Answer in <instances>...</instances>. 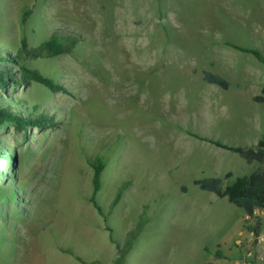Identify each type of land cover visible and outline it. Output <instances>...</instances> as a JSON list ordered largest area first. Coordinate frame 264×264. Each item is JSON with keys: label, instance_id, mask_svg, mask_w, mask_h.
<instances>
[{"label": "rangeland", "instance_id": "obj_1", "mask_svg": "<svg viewBox=\"0 0 264 264\" xmlns=\"http://www.w3.org/2000/svg\"><path fill=\"white\" fill-rule=\"evenodd\" d=\"M53 38L65 54L28 61L68 93L0 87L2 104L48 119L0 123V264H114L142 220L125 264H264V211L250 218L195 185L264 167L201 139L264 135V64L226 45L264 55V0H0L1 44Z\"/></svg>", "mask_w": 264, "mask_h": 264}, {"label": "trees", "instance_id": "obj_2", "mask_svg": "<svg viewBox=\"0 0 264 264\" xmlns=\"http://www.w3.org/2000/svg\"><path fill=\"white\" fill-rule=\"evenodd\" d=\"M226 45L238 50L240 52L252 54L259 62L264 64V55L257 49L245 48L231 42H226ZM68 49L60 42L59 39L53 38L44 42L38 48H28L26 39L21 41L20 49L13 52L8 47L0 43V87L8 86L20 82H35L47 88L53 93L68 91L61 85L57 84L51 77L43 74L37 68L31 66L32 61L38 56H46L50 58L58 57L65 54ZM19 76V79L17 78ZM204 81L216 85L224 90L229 88V82L216 74L211 72L204 73ZM262 96L256 97V101L264 102V87L261 91ZM48 121L45 116L29 117L16 113L10 106L0 102V123H12L18 129H23L25 126L29 127H43ZM213 145L224 150L240 155L248 164L258 163L264 164V135L258 141L256 146L242 147L231 146L218 140L211 138H201ZM1 154V153H0ZM94 190L90 202L93 207L102 214L103 209L96 201V195L101 190V177L105 170V165L101 159L93 163ZM195 185L205 192L214 193L219 198H227L228 201L237 208L243 210L248 217H253L257 210L264 211V167L258 168L248 176L237 178L232 183L223 185V180L216 177L203 178L195 181ZM123 194V189H120L112 208L120 201ZM146 220L139 222L135 230L130 231L125 239L123 246L118 245V258L114 264H125L128 253L133 248L134 242L141 233ZM257 243L261 234V225L258 222L251 229Z\"/></svg>", "mask_w": 264, "mask_h": 264}]
</instances>
